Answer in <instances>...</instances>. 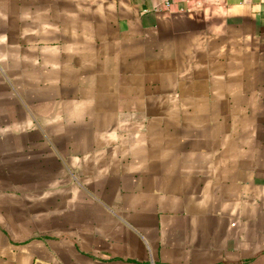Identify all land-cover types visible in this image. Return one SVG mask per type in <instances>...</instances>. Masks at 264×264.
<instances>
[{
    "label": "crops",
    "instance_id": "0c3cea01",
    "mask_svg": "<svg viewBox=\"0 0 264 264\" xmlns=\"http://www.w3.org/2000/svg\"><path fill=\"white\" fill-rule=\"evenodd\" d=\"M0 264H264V0H0Z\"/></svg>",
    "mask_w": 264,
    "mask_h": 264
}]
</instances>
